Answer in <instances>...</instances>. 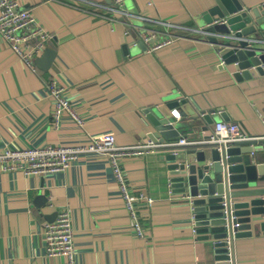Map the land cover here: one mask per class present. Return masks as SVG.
<instances>
[{
  "label": "crops",
  "instance_id": "crops-1",
  "mask_svg": "<svg viewBox=\"0 0 264 264\" xmlns=\"http://www.w3.org/2000/svg\"><path fill=\"white\" fill-rule=\"evenodd\" d=\"M238 1L244 8L264 3ZM18 2L50 32L47 48L55 50V57L47 61L46 48L32 72L0 38V148L74 145L106 132L119 146L148 142L154 129L146 112L156 107L177 115L171 120L184 123L178 138L192 144L204 141L214 123L224 120L219 110L224 121L239 124L251 136H264L259 116L264 115V74L235 79L219 47L200 36L188 35L152 51L150 42L142 40L143 28L159 29V22L207 26L202 13L214 0H124L132 17L111 11L113 0ZM50 79L64 87L82 126L64 115L54 127ZM173 102L177 105L170 106ZM203 112L214 123L208 125ZM173 150L161 147L122 162L143 237L132 227L103 155L81 156L67 170L45 176L0 171V264H62L61 258L46 254L42 232V224L62 209L71 215L78 264H219L213 240L192 230L190 200L171 186L167 155ZM251 230L234 239L233 264H264V230L259 222H251Z\"/></svg>",
  "mask_w": 264,
  "mask_h": 264
},
{
  "label": "water",
  "instance_id": "water-1",
  "mask_svg": "<svg viewBox=\"0 0 264 264\" xmlns=\"http://www.w3.org/2000/svg\"><path fill=\"white\" fill-rule=\"evenodd\" d=\"M202 17L207 39L219 47L223 63L233 65L235 79L264 74V3L244 8L238 0H214ZM44 54L52 61L55 50L47 48ZM173 103L170 106L177 105ZM146 113L154 129L150 135L154 142L174 140L182 134L179 127L184 123L171 120L177 115L170 116L160 107ZM219 116L228 120L220 110ZM191 119L196 122L199 117ZM203 119L208 125L215 121L209 113H204ZM207 139L209 136L202 142L176 147L167 155L171 186L190 200L196 233L213 240L214 259L219 264H233L234 239L251 235V222H259L264 230V137L231 144Z\"/></svg>",
  "mask_w": 264,
  "mask_h": 264
},
{
  "label": "built area",
  "instance_id": "built-area-1",
  "mask_svg": "<svg viewBox=\"0 0 264 264\" xmlns=\"http://www.w3.org/2000/svg\"><path fill=\"white\" fill-rule=\"evenodd\" d=\"M77 3H92L90 0H75ZM124 0H113V6L109 9L120 16L133 15L123 8ZM149 4L151 2L149 1ZM78 8L77 5H74ZM141 17V16H138ZM141 19H144L141 17ZM160 28L146 27L141 31L142 40L150 43V50H157L169 45L188 35H196L207 39V33L202 27H187L159 22ZM129 32L125 30L127 35ZM0 38L13 50L14 54L32 72H36L35 63L37 57L47 48L51 38L42 24L34 14L23 9L18 0H0ZM49 95L53 98V111L51 112L52 124L59 128L61 118L68 115L78 125L82 126L83 121L74 111V108L64 96V87L57 80L50 79L47 84ZM264 125V115L259 114ZM264 136H251L241 129L239 124L231 121H218L214 123L209 139L210 143L231 144L240 141L257 140ZM198 143V142H197ZM192 142L184 137L158 143L148 141L136 143L129 146H119L113 133L106 132L97 136H91L84 143L74 145H43L37 147L23 148H0V171L15 172L21 171L25 174L45 176L67 170L74 161L87 154H98L106 157L109 162L114 178L117 182L120 195L124 201L125 208L131 218L132 227L137 236L143 237V227L136 212L135 197L130 193L127 174L123 167V160L139 156L145 152L154 151L161 147L176 148L188 146ZM195 144V143H194ZM147 203L152 199L147 197ZM192 230L196 233L193 222ZM42 232L45 239V250L49 257H59L62 264H78L79 255L73 241V230L71 215L67 209L57 211L53 221L42 224Z\"/></svg>",
  "mask_w": 264,
  "mask_h": 264
}]
</instances>
